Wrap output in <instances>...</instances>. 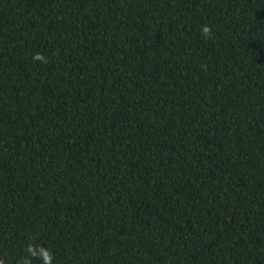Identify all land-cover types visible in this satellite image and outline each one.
Segmentation results:
<instances>
[{
  "label": "trees",
  "instance_id": "16d2710c",
  "mask_svg": "<svg viewBox=\"0 0 264 264\" xmlns=\"http://www.w3.org/2000/svg\"><path fill=\"white\" fill-rule=\"evenodd\" d=\"M32 237L264 264V0H0V260Z\"/></svg>",
  "mask_w": 264,
  "mask_h": 264
},
{
  "label": "clouds",
  "instance_id": "9594fccd",
  "mask_svg": "<svg viewBox=\"0 0 264 264\" xmlns=\"http://www.w3.org/2000/svg\"><path fill=\"white\" fill-rule=\"evenodd\" d=\"M203 37L205 39L212 38L213 28L210 25L202 26ZM33 60L35 61H43L45 64L48 63V60L41 53H37ZM37 237H32L29 239L30 243L25 246V251L29 254L28 257L21 256L20 260L16 262V264H33L34 259H38L41 261V264H52L54 259V253L49 247H45L44 244H37ZM40 249V253L36 252V249ZM0 264H5V260H0Z\"/></svg>",
  "mask_w": 264,
  "mask_h": 264
}]
</instances>
